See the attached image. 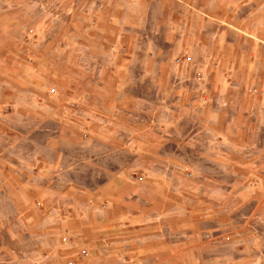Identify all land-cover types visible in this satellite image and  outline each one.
<instances>
[{"label": "rangeland", "instance_id": "rangeland-1", "mask_svg": "<svg viewBox=\"0 0 264 264\" xmlns=\"http://www.w3.org/2000/svg\"><path fill=\"white\" fill-rule=\"evenodd\" d=\"M120 55L129 57L122 66L126 83L144 70H170L167 86L185 97L177 130L191 134L186 150L170 155V162L179 166L188 195L204 198L200 207H218L219 227L227 229L219 240L241 249L255 246L250 254L262 256L264 0L0 1V212L15 207L27 214L9 222L0 216L2 249L10 247L15 264H63L81 251V227L61 211L69 200L76 210L85 200L81 189L72 194L66 187L75 188L89 174L84 114L97 93L88 97L86 89L99 78L106 82L102 73L120 68ZM112 77L108 83L115 82ZM145 79L139 87L143 104H165ZM166 112L151 113L165 133ZM198 132L203 148L212 146L209 136L217 133L218 163L233 167L218 172L226 183L217 189L210 185L211 157L195 155L191 138ZM154 142L163 150L174 147L163 138ZM234 179L239 181L227 185ZM4 192L14 207L1 202ZM51 207L55 215L47 221ZM7 224L15 232L11 237Z\"/></svg>", "mask_w": 264, "mask_h": 264}, {"label": "crops", "instance_id": "crops-1", "mask_svg": "<svg viewBox=\"0 0 264 264\" xmlns=\"http://www.w3.org/2000/svg\"><path fill=\"white\" fill-rule=\"evenodd\" d=\"M127 60L129 57L120 55L121 67L114 69L109 76L102 73L106 82L99 78L98 84L86 89L88 97H92L93 92L97 93L89 101L92 107L84 114L87 129L84 146L90 150L85 165L89 174L75 188L72 185L66 187L72 194L79 193L81 189L85 200L79 210L74 209V200H69L66 209L61 211L77 221L78 225L74 227H81L76 232L81 237V250H86L88 256L80 261L84 264H264V254L259 257L250 254L251 251L257 252L255 246L241 249L233 242L219 240L220 236L224 238L227 229L219 227L218 207H200L199 203L204 198L201 201L200 196L188 195L182 174L176 169L178 165L170 162V155L181 156V149L186 147L183 143L187 136L191 137L190 133L177 130L183 122L181 108L185 97L175 93L173 86H167L172 77L170 70L160 67L144 70L135 76L136 82L126 83V71L122 66ZM112 75L115 82L108 83ZM145 76H149V83L157 90L156 94L166 97L165 104H160L159 100H149L151 105L143 104L145 99L140 96L143 90L139 87L148 81ZM134 86L137 87L132 88ZM143 108L147 111L141 112ZM149 108L153 110L148 111ZM155 108L167 110L166 133L165 129H157L158 122H152L151 113ZM144 113L145 116H141ZM147 116L150 117L147 119ZM140 117L147 120L144 118L141 122ZM202 133L198 132L191 138L195 141L194 154L202 159L211 157L210 185L217 189L226 183L218 172L226 174L233 167H222L218 163V134L211 132L212 146L203 148ZM66 134L73 140L80 139L76 133ZM161 138L166 139V145L173 144L174 147L171 150L158 148L154 141ZM174 141H178V145ZM140 172H145L146 177ZM237 181H227V185L232 186ZM4 194L1 202L14 207V198ZM52 209L45 211L43 219L48 221L55 215ZM26 215L22 211L15 212V207L12 212H0L1 219L8 222L14 217L23 220ZM4 231L9 237L15 234L9 224L5 225ZM71 231L68 229L69 234L76 233ZM42 240L39 241L41 250H38L41 253L45 252ZM6 245L3 249L0 245L3 259L0 264H15L9 252L11 249Z\"/></svg>", "mask_w": 264, "mask_h": 264}, {"label": "built area", "instance_id": "built-area-1", "mask_svg": "<svg viewBox=\"0 0 264 264\" xmlns=\"http://www.w3.org/2000/svg\"><path fill=\"white\" fill-rule=\"evenodd\" d=\"M52 94L55 92V90H51L50 91ZM73 108H75V105H72ZM64 241H66V238L63 239ZM75 256H77L76 258H69L67 259L63 264H80V260L85 259L88 256V253L86 250H81L80 252H78ZM46 257L44 256V259ZM127 264V263H125Z\"/></svg>", "mask_w": 264, "mask_h": 264}]
</instances>
